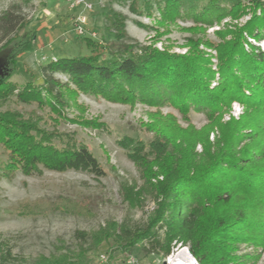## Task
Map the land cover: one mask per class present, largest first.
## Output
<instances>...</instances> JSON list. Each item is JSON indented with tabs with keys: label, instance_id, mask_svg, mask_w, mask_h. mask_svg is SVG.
<instances>
[{
	"label": "rangeland",
	"instance_id": "374dc122",
	"mask_svg": "<svg viewBox=\"0 0 264 264\" xmlns=\"http://www.w3.org/2000/svg\"><path fill=\"white\" fill-rule=\"evenodd\" d=\"M88 1L93 7L82 12L86 31L78 35L74 19L81 9L64 0H0V68L12 43L27 40L10 78L16 87L41 84L40 65L53 57L88 55L84 37L106 47L101 58L108 57L109 50L138 44L174 54H198L215 71L213 86L218 77L217 46L224 48L234 38L233 33L250 18L254 0H243L244 12L227 15L212 26L179 17L165 19L153 9L148 13L141 0ZM5 12L23 20L11 33L2 29ZM113 19L121 26H114ZM246 40L264 49L263 39ZM56 77L66 80L60 74ZM64 93L66 104L57 110L8 93L0 96V114H15L29 123L36 139L45 138L58 147L71 140L85 145L103 174L38 165L30 173L16 167L7 175L3 171L11 153L0 140V264H42L43 259L61 257L74 264L161 262L162 256L146 246H123L120 228L133 230L149 222L165 174L171 176L184 165L201 167L209 156L221 152L237 155L239 151L240 155L260 149V140L248 143L232 135L238 122L264 126V117L254 120L258 109L251 103L233 100L221 113L193 106L180 112L172 103L113 101L71 84ZM154 139L167 143L161 158L150 150ZM207 219L206 215L201 218L200 232L206 230ZM185 246L176 244L170 253L175 256ZM234 250L240 264H264V245L248 241Z\"/></svg>",
	"mask_w": 264,
	"mask_h": 264
},
{
	"label": "trees",
	"instance_id": "16d2710c",
	"mask_svg": "<svg viewBox=\"0 0 264 264\" xmlns=\"http://www.w3.org/2000/svg\"><path fill=\"white\" fill-rule=\"evenodd\" d=\"M141 1L148 13L153 9L165 19L179 17L206 26L244 12L243 0ZM251 4V16L233 33L234 38L226 41L224 48L217 46L218 77L213 86L210 83L215 71L198 54H174L138 44L109 50V56L101 58L106 47L84 37L88 55L51 58L40 65L41 84L27 82L18 88L10 78L16 57L27 46V40L20 39L12 43L0 68V96L14 94L20 101L57 110L66 104L64 90L71 84L82 92L113 101L172 103L180 112L193 106L221 113L231 101L238 100L258 109L254 113L257 120L264 117V49L246 38L264 40V2L254 0ZM1 19L5 33L13 32L23 21L9 12ZM112 24L121 26L115 19ZM56 74L66 80L61 81ZM255 123L238 122L232 135L234 140L241 138L248 143L260 140V149L240 155L239 151L237 155L221 152L209 156L203 167L184 165L171 176L165 174L157 209L149 222L133 230L120 228L123 246L130 249L138 243L165 257L176 244H187L198 264H240L241 257L235 255L234 246L248 241L264 245V126L256 128ZM27 125L30 124L15 114H0V140L11 153L4 174L9 175L16 167L30 173L38 165L55 171L83 169L97 176L103 174L85 145L71 140L58 147L45 138L36 139ZM150 145L151 152L159 158L165 154L167 143L154 139ZM205 215L208 226L200 232L199 223ZM68 262L61 257L43 259L42 264H74Z\"/></svg>",
	"mask_w": 264,
	"mask_h": 264
},
{
	"label": "built area",
	"instance_id": "2783aa9c",
	"mask_svg": "<svg viewBox=\"0 0 264 264\" xmlns=\"http://www.w3.org/2000/svg\"><path fill=\"white\" fill-rule=\"evenodd\" d=\"M64 1L67 4H69L72 8L78 7L81 9L80 12L78 13V15H76V17L74 19V21H75L74 22V31L78 35L84 34L86 31V29H85L86 28V16L82 12L86 11V10H91L93 7L92 2H90L88 0H64ZM182 250L177 253L179 255V258H180V260H179L180 262L178 264H187V259H192L194 261V264H198V262L192 256V254L189 252V250L186 246L183 247ZM173 257L174 256H172V253H170L167 256L162 257L163 259L161 262H157L154 264H172L171 259ZM130 262H132L131 259H130Z\"/></svg>",
	"mask_w": 264,
	"mask_h": 264
},
{
	"label": "bare ground",
	"instance_id": "6f19581e",
	"mask_svg": "<svg viewBox=\"0 0 264 264\" xmlns=\"http://www.w3.org/2000/svg\"><path fill=\"white\" fill-rule=\"evenodd\" d=\"M179 255H175L172 259H171V263L172 264H178L180 261ZM187 264H194V261L192 259H187Z\"/></svg>",
	"mask_w": 264,
	"mask_h": 264
},
{
	"label": "water",
	"instance_id": "95a60500",
	"mask_svg": "<svg viewBox=\"0 0 264 264\" xmlns=\"http://www.w3.org/2000/svg\"><path fill=\"white\" fill-rule=\"evenodd\" d=\"M7 54V53H6ZM6 56V55H5ZM5 56H4V59H5ZM4 59H3V61H2V63L4 62ZM1 67H2V64H1Z\"/></svg>",
	"mask_w": 264,
	"mask_h": 264
},
{
	"label": "crops",
	"instance_id": "0c3cea01",
	"mask_svg": "<svg viewBox=\"0 0 264 264\" xmlns=\"http://www.w3.org/2000/svg\"><path fill=\"white\" fill-rule=\"evenodd\" d=\"M53 58H57V56L56 57H53Z\"/></svg>",
	"mask_w": 264,
	"mask_h": 264
}]
</instances>
